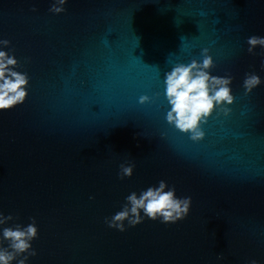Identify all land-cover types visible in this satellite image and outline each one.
<instances>
[{
    "label": "water",
    "instance_id": "95a60500",
    "mask_svg": "<svg viewBox=\"0 0 264 264\" xmlns=\"http://www.w3.org/2000/svg\"><path fill=\"white\" fill-rule=\"evenodd\" d=\"M53 3L0 0V51L29 77L25 102L0 112V213L15 218L0 239L35 218L27 264H264V49L247 51L264 37V0H68L61 14ZM204 49L234 103L194 142L167 122L165 74ZM251 73L262 83L245 95ZM161 180L191 197L184 220L108 227Z\"/></svg>",
    "mask_w": 264,
    "mask_h": 264
},
{
    "label": "clouds",
    "instance_id": "9594fccd",
    "mask_svg": "<svg viewBox=\"0 0 264 264\" xmlns=\"http://www.w3.org/2000/svg\"><path fill=\"white\" fill-rule=\"evenodd\" d=\"M67 2L68 0H54L49 10L61 14L65 11L64 5ZM247 44L248 53L255 55L254 50L258 46L264 49V37L250 36ZM0 46L8 48L10 41L0 40ZM202 56V63L192 60L188 65L177 64L165 74L166 98L171 108L166 116L167 122L180 132L190 134L194 142L204 138L200 125L207 122L217 106L224 115H228L230 110L224 106L234 103L230 88L232 77L211 76L209 72L214 63L207 49L203 50ZM19 66L14 55L0 51V112L11 110L26 100L28 93L25 89L29 85V77L26 73L14 70ZM261 83L258 75L246 74L243 82L245 95L251 94ZM150 102L148 96L140 97L141 105ZM134 168V163L121 164L119 178L121 180L131 178ZM191 203V197L177 198L175 187L169 188L167 183L161 180L158 186L147 188L139 196L135 192L128 195L122 210L110 219L106 218L105 223L109 228L120 232L126 231L125 221L129 227H136L143 223L145 218L152 221L160 220L164 224H175L189 215ZM14 219L11 214L5 216L0 213V226ZM37 238L35 218H32L26 227L20 224L3 227L0 239V264H13V261H17V264H27L29 257L37 255L31 243ZM3 241L8 242L7 248L2 246ZM217 259L222 260L223 255ZM249 264H257V261L251 260Z\"/></svg>",
    "mask_w": 264,
    "mask_h": 264
}]
</instances>
